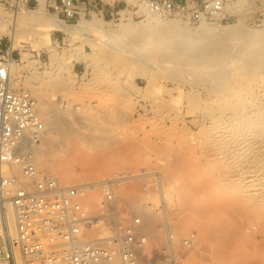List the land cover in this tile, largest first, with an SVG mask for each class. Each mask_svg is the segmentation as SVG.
<instances>
[{"label":"bare ground","instance_id":"bare-ground-1","mask_svg":"<svg viewBox=\"0 0 264 264\" xmlns=\"http://www.w3.org/2000/svg\"><path fill=\"white\" fill-rule=\"evenodd\" d=\"M143 26L130 20L117 29L105 28L98 19L72 26L47 15L42 8L13 15L0 10V38L11 35L17 49L22 47L19 40L33 42L36 37L37 42L27 47L40 51L42 44L52 41L55 31L72 36L95 35L98 41L128 50L132 58L161 71L181 91L180 95L192 91L199 95L197 99L202 96L204 101L192 111L177 108L163 112V126L155 136L161 140L159 152L167 179L174 184L186 211L181 227L196 226L202 250L212 263L223 260L230 245L229 236L238 232L244 221H248L249 229L264 233V94L253 90L245 97L242 90L225 85L242 64L264 67V29L253 30L244 24L214 28L202 23L195 31H187L170 21L164 32L154 26L147 35ZM23 57L31 63L26 53ZM36 72L26 77L25 83L37 93L40 113L48 127L41 151L46 142H52V129L67 134L76 124L51 107L54 97ZM20 81L16 76L15 83ZM50 82L56 87H70L69 78L60 73L51 76ZM191 126L197 131L192 133ZM80 145L73 141L71 149L68 147L73 164H48L61 183L98 179L140 164V158L128 149L95 154L82 150ZM142 174L127 171L120 178L130 180ZM167 228L169 239L168 224ZM147 232L145 235L149 236Z\"/></svg>","mask_w":264,"mask_h":264},{"label":"rangeland","instance_id":"rangeland-1","mask_svg":"<svg viewBox=\"0 0 264 264\" xmlns=\"http://www.w3.org/2000/svg\"><path fill=\"white\" fill-rule=\"evenodd\" d=\"M236 5L232 8L233 22L221 26L208 25L220 28L244 24L249 29H264V22L258 21V17L263 18L260 15H264L262 0H238ZM41 8L47 15L58 18L44 5L26 10V12ZM0 10L14 14L2 4H0ZM94 19H98L105 28L114 29L130 22L128 20L116 21L110 16L104 17L100 14L82 21H93ZM170 21L176 22L178 26L187 31H195L201 25L191 26L183 20L175 18L160 20L153 17L132 22L145 25L146 27L141 28L145 32L154 26L164 32L166 24ZM87 37L72 36L68 33L55 31L52 33V41L42 44L40 51L27 47L34 41L37 42L36 37L33 42L32 40H19L21 49H17L19 46H15L11 35L0 38L3 45L14 47L13 49L21 58L14 73L21 78L18 83L32 91L37 97L39 109H41V105L37 93L25 83V78L31 76L35 71L40 76L47 92L54 97L51 107L63 118L69 117L76 124L75 128L70 129L67 134L61 133L58 129H52L50 134L52 142H46L45 149L43 148L44 150L38 153L42 169L51 171L49 165L57 162H61L63 165L73 164L72 160H69L68 153L70 152L68 147L73 141L79 145L83 144L84 149L82 150L86 149V151L95 154L128 149L131 155L140 158V164L134 169L120 170L116 174L98 179L62 183L75 185L102 181L121 177L127 171L140 173L145 170L156 173L155 177H138L126 180L116 187L115 192L124 212L123 217H141L145 234L149 231V236L147 235L148 248L156 253H159L169 240L167 239L169 231L167 224L177 240L191 232H196L198 236L197 248L189 251L184 250L177 241L176 260L171 264H211V257L202 250L196 226L190 225L184 229L180 225L181 219L186 216V211L182 208L183 205L178 193L174 190V184H171L167 179L168 174L164 169L162 154L159 152L161 140L159 136H155L159 135L157 133L163 126V112L177 108L185 112L189 109L192 111L204 101L201 99L202 96L197 99L199 95L192 91H186L182 92L181 97V91L180 93L177 91L175 84L146 61L132 58L128 50H118L108 43L98 41L95 35ZM57 38L59 41H56ZM23 53L29 57L30 64L24 59ZM57 73H60L64 78H69L70 87H56L51 84L50 77ZM96 80L100 87L97 84H95L96 86L94 83L91 84ZM225 85L237 87L242 90L245 97L250 96L253 90H256L255 94L263 95L264 90L260 91V86L264 85V67L242 64L235 68ZM169 90L172 92L171 94ZM119 94H121L120 97ZM261 97L264 99V96ZM58 98L61 99L58 100ZM129 110H133L131 114H128ZM191 131L192 133L196 132V127L191 126ZM67 142L70 144L68 145ZM146 184L148 185L147 190ZM83 202L92 212L107 204L100 191L89 195ZM183 214H185L184 217H182ZM247 223L248 221H244L239 231L229 236L230 245L224 253V259L220 261L216 259L212 264H264V233L256 229H249L246 227ZM172 251L175 255L174 250Z\"/></svg>","mask_w":264,"mask_h":264},{"label":"built area","instance_id":"built-area-1","mask_svg":"<svg viewBox=\"0 0 264 264\" xmlns=\"http://www.w3.org/2000/svg\"><path fill=\"white\" fill-rule=\"evenodd\" d=\"M117 1L0 0V4L13 13L44 5L67 25L100 14L121 22L153 17L221 26L234 21L232 8L238 0ZM260 16L258 21L264 22ZM20 60L0 40V264H171L178 242L184 250L197 248L196 232L179 240L170 232V244L159 253L149 249L141 217H123L115 191L126 180L65 185L42 169L38 151L48 129L37 97L15 83ZM141 173V178L156 176ZM98 191L107 204L92 212L83 200Z\"/></svg>","mask_w":264,"mask_h":264}]
</instances>
